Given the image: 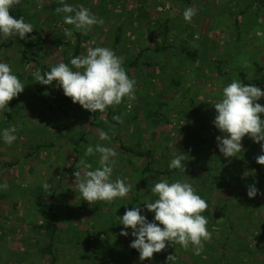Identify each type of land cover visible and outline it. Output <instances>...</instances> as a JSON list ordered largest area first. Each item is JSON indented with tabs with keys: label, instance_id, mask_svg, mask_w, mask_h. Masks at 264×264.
I'll return each mask as SVG.
<instances>
[{
	"label": "rangeland",
	"instance_id": "1",
	"mask_svg": "<svg viewBox=\"0 0 264 264\" xmlns=\"http://www.w3.org/2000/svg\"><path fill=\"white\" fill-rule=\"evenodd\" d=\"M64 2L82 4L103 20L87 33L78 32L79 52L74 53L76 34L65 36L72 26L57 12L60 0H19L10 9L11 16L33 25L26 40L35 47L29 63L16 43L3 46L10 37L0 38V62L25 84L0 113V129L15 126L17 137L11 145L0 140V184L8 185L0 189V264H165L168 255L186 264L180 251L195 253L191 247L168 245L140 261L129 246L134 238L120 235L126 209L140 207L146 220H153L142 203L155 199L151 188L162 179L191 183L207 202L202 215L211 236L195 253L198 264H214L212 256L215 264H264L260 144L245 136L241 153L225 158L216 146L222 134L212 123L213 106L234 79L264 90V0ZM186 7L196 10L191 23L183 19ZM96 46L121 57L135 80L134 100L93 113L73 104L59 87L40 88L33 76L35 61L50 69ZM258 103L264 105V98ZM99 131L110 140L100 141ZM119 142L152 151L154 173L142 176L146 159L124 153ZM96 143L116 152L111 179L119 177L132 187L123 198L88 204L73 186L72 173L84 146ZM182 153L185 173L169 168ZM85 159L97 166V156ZM8 163L12 166H3ZM253 184L262 194L249 198L247 188ZM244 248L251 251L247 258Z\"/></svg>",
	"mask_w": 264,
	"mask_h": 264
},
{
	"label": "clouds",
	"instance_id": "2",
	"mask_svg": "<svg viewBox=\"0 0 264 264\" xmlns=\"http://www.w3.org/2000/svg\"><path fill=\"white\" fill-rule=\"evenodd\" d=\"M18 2L0 0V38L24 40L26 34L33 32V25L25 22L23 16L17 18L9 14ZM60 3L57 12L63 13L64 23L72 26L64 30L69 39L73 38L74 32L87 33L94 25L103 23L82 4L73 5L64 0H60ZM182 15L185 22L191 23L196 10L186 7ZM33 76L40 85L59 87L73 104H79L93 113H103L108 107L121 104L125 98L129 101L135 98V80L127 74L121 57L107 47H89L86 54L72 57L70 64L59 62L43 74L37 69ZM24 87L25 84L10 65L0 62V113L8 109V102L20 94ZM262 98L264 90L252 84L244 85L239 79H234L222 88L220 99L213 106L216 115L212 123L222 134L216 137V146L225 158L237 157L242 151V138L247 136L260 144L261 154L256 157V163L264 166V119L261 118L264 105L258 103ZM15 132V126L0 129V140L11 145L17 138ZM99 140H110V136L107 132L99 131ZM90 156L98 157L96 167L85 159ZM115 156L113 148L101 143L84 146L83 156L72 173L73 186L78 189L81 200L88 204L111 202L127 195L132 186L119 177L111 179ZM185 160L183 153L176 155L171 159L169 168L185 173ZM7 187L6 182L0 184V189ZM151 194L155 199L149 196L142 203L144 209L153 213L151 222L146 220L140 207L126 209L120 217L119 225L123 226L120 235L134 238L129 246L139 253V260H150L153 253L161 252L168 245H179L182 249L191 247L199 254L204 241L211 236L206 227L207 218L202 215L208 207L207 202L191 183L181 180L169 182L162 179L153 185ZM258 194L262 193L254 184L248 186L246 195L249 198ZM176 260L175 255H168L165 264H176Z\"/></svg>",
	"mask_w": 264,
	"mask_h": 264
},
{
	"label": "trees",
	"instance_id": "3",
	"mask_svg": "<svg viewBox=\"0 0 264 264\" xmlns=\"http://www.w3.org/2000/svg\"><path fill=\"white\" fill-rule=\"evenodd\" d=\"M74 33L76 34L75 48H74L75 51H74V53H77V52H79L78 49H79L81 34L78 33V32H74ZM29 36H30V33L26 34L24 40H21L19 38H15V37H10V42L6 43V44L4 43L3 46L4 47H9V46H11V44L16 43L19 47L22 48L21 59H23L25 61V63H29L30 62L29 55L35 51V47L34 46H30L27 43V41H26L29 38ZM182 51L188 57H193L194 56L192 53L186 51L185 49H182ZM31 61H35V60L31 59ZM35 64H37L36 67H37V69H39L41 71L42 74H43V72L50 70L49 68L39 64L37 61H35ZM134 65H136V63ZM44 87H45L44 85H40L41 89H43ZM109 113L111 114L110 111H109ZM6 117L8 119H10V117H11L10 110L6 114ZM113 125H115V123H113ZM119 148H120V150H122L126 154L134 155V156H137L138 158H141V159L142 158L146 159V164H145L144 168L141 171V175L142 176L154 173V170L151 168V165L153 163L152 151H150V150H144V151L135 150L133 148H130L128 146L123 145V143H121V142H119ZM3 166L8 167V166H12V164L8 163V164H5ZM256 168L259 169V170L261 169L260 166H256ZM260 177H261V180H262V190L264 191V173H260ZM215 178H217V180L219 179V177H217V176H215ZM51 226H52L51 222H49L47 224V228H49ZM247 250L248 249L244 248V250L242 251L243 255L246 258L251 254V251H247ZM134 252H136V250H134ZM180 252H181L182 258H185L184 260H186V264H198V260H197L198 258H197V255L195 253H191V251H188V250L183 251L184 253L182 251H180ZM209 260L214 262V264L216 263V261H214L215 260L214 256H212ZM218 260L221 261L222 258H220V259L218 258ZM128 262H129V260L125 264H128ZM181 264H184V263H181ZM224 264H227V263L224 262Z\"/></svg>",
	"mask_w": 264,
	"mask_h": 264
}]
</instances>
